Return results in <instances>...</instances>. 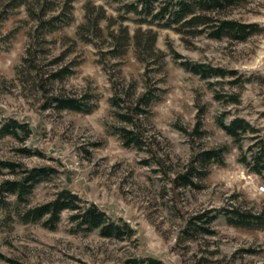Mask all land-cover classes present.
<instances>
[{
  "label": "rangeland",
  "instance_id": "1",
  "mask_svg": "<svg viewBox=\"0 0 264 264\" xmlns=\"http://www.w3.org/2000/svg\"><path fill=\"white\" fill-rule=\"evenodd\" d=\"M14 1L0 0V122L29 124L31 134L24 140L1 138L0 160L54 169L24 205L43 204L68 188L111 219L129 223L135 234L118 240L98 231L74 233L68 212L55 230L23 223L15 215L16 199L5 196L0 264H128L150 257L164 264H264V229L232 226L219 212L235 203L264 213V179L241 162L253 134L243 138L241 150L218 124L243 117L264 137V0L220 11L260 29L246 41L160 28L156 50L145 63L133 46L123 57L110 54L109 36L84 43L77 35L87 3L117 17L121 5L136 0H73L71 6H65L68 0H29V7H13ZM43 4L50 7L48 15H41ZM39 15L43 21L53 15L62 20L50 32ZM129 17L133 33L136 16ZM186 63L236 74L204 79ZM64 68L71 73L54 78ZM116 91L123 108L111 103ZM56 96L96 108L88 114L60 110ZM142 97L145 112L138 124L145 145L126 147L114 131L126 125L120 114L136 116ZM222 147L229 149L225 164H209L197 188L177 180L198 153ZM15 177L3 170L0 182ZM202 213L206 219L217 216L208 225L213 234L195 224Z\"/></svg>",
  "mask_w": 264,
  "mask_h": 264
},
{
  "label": "trees",
  "instance_id": "2",
  "mask_svg": "<svg viewBox=\"0 0 264 264\" xmlns=\"http://www.w3.org/2000/svg\"><path fill=\"white\" fill-rule=\"evenodd\" d=\"M109 2L121 3L124 0H106ZM246 0H136L126 1L118 9L117 17H109L103 6H95L89 2L85 6L84 22L79 26L77 35L84 43H92L93 36L111 38L114 43L110 54L115 57H123L133 46L138 52L140 59L145 63L156 50L158 40V30L160 28L172 29L183 36H201L205 35L211 40H231L243 42L259 34L260 29L254 25L239 21L233 18L221 15L220 11L232 7L240 6ZM32 1L16 0L13 7L28 5ZM73 0L65 2V6H71ZM65 6L63 10L65 9ZM30 9H32L30 7ZM71 11V7H69ZM50 7L41 6V15H48ZM36 14V13H35ZM34 14V15H35ZM136 16L134 20L136 29L131 33L130 26L126 24L131 17ZM38 18L41 26L51 28L53 32L56 27V20L61 21L60 15H53L50 19L43 21L42 16ZM223 16V17H222ZM145 25V29H143ZM91 35V37H89ZM192 71L202 76L210 78L214 76L226 77L229 74L234 75L236 72H227L220 68L207 67L203 64L186 63ZM70 74L69 68H64L53 73L54 78H60L62 73ZM140 98L135 115L130 113L120 114L125 122V126L115 134L123 140L124 146L136 147L142 149L144 144L143 136L139 132L138 117L145 112L141 106ZM53 102L60 110H69L77 113H92L94 107H89L87 102L81 99L56 96ZM113 106L121 105L118 92L111 99ZM149 102L145 103L147 105ZM123 108V107H122ZM129 110V107H124ZM219 126L239 145L243 150V138L246 135L251 136V145L249 153L242 151L241 162L244 167L264 179V137L259 135V130L243 117H234L230 121L220 119ZM200 126V125H199ZM198 126V130H199ZM31 134L29 124L21 123L16 119H8L0 122V139L13 137L24 140ZM228 148L204 150L197 154L186 170L177 176V180L184 186L197 188L196 181L207 175L206 169L209 164L216 163L224 165V157ZM22 152H27L23 149ZM30 153V152H29ZM3 170H8L15 178H9L0 182V210L6 209L3 204L5 196H11L16 199L15 215L23 223H41L44 227L55 230L62 221L63 213L70 214V222L74 233H90L98 231L102 237L115 238L124 240L133 237L135 230L124 221L111 219L95 203H84L82 199L68 188L58 191L54 198L37 206H26L28 197L33 189L43 181L47 180L55 171L46 166H37L29 168L23 164L14 161L0 160V175ZM24 205L22 208L21 206ZM5 207V208H4ZM220 214L226 215L230 225L245 229H264V213L253 212L241 208V206L232 203L228 209L219 211ZM205 213L195 216V224L202 223V230L206 234H213L208 227L215 219L216 215L208 219ZM128 264H164L156 258L131 259Z\"/></svg>",
  "mask_w": 264,
  "mask_h": 264
},
{
  "label": "built area",
  "instance_id": "3",
  "mask_svg": "<svg viewBox=\"0 0 264 264\" xmlns=\"http://www.w3.org/2000/svg\"><path fill=\"white\" fill-rule=\"evenodd\" d=\"M260 190H261L262 192H264V186H262V187L260 188Z\"/></svg>",
  "mask_w": 264,
  "mask_h": 264
}]
</instances>
